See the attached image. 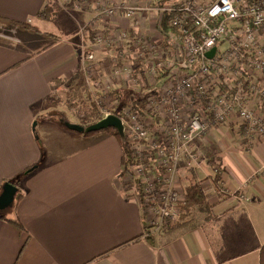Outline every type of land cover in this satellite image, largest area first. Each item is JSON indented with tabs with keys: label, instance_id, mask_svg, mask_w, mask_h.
<instances>
[{
	"label": "crops",
	"instance_id": "crops-1",
	"mask_svg": "<svg viewBox=\"0 0 264 264\" xmlns=\"http://www.w3.org/2000/svg\"><path fill=\"white\" fill-rule=\"evenodd\" d=\"M98 1L78 6L74 0L66 12L57 10L52 21L38 12L47 4L56 8L57 0H0V15L30 22L42 32L22 30L26 40L0 39V190L4 181L38 165L19 186L24 195L9 214L18 216L26 230L19 232L0 218V264H260L264 139L247 148L236 124L228 122L193 143L195 157L183 156L177 181L184 188L201 182L206 201L195 208L192 220L158 229L147 222L138 191L130 184L134 176L122 173L125 153L115 135H85L45 117L54 108L49 101L55 91L68 88L82 64L84 70L78 33L100 13ZM164 2L138 0L150 8L131 19L100 16L95 29L106 35L141 29L167 50L163 15L157 10ZM79 18H85L83 23ZM127 46L132 56V43ZM114 53L108 46L94 49L98 72L92 67L86 84L98 94L97 80L110 78L113 88L107 97L119 105L118 96L133 100L152 82L139 59L133 76H114ZM59 78L63 81L57 82ZM252 105L264 112V97L253 99ZM220 185L233 194L218 193ZM245 186L247 200L238 196Z\"/></svg>",
	"mask_w": 264,
	"mask_h": 264
},
{
	"label": "built area",
	"instance_id": "built-area-1",
	"mask_svg": "<svg viewBox=\"0 0 264 264\" xmlns=\"http://www.w3.org/2000/svg\"><path fill=\"white\" fill-rule=\"evenodd\" d=\"M86 1L75 0L74 4L81 6ZM100 1V13L85 26L89 43L82 45L84 71L89 81L92 67L98 72L94 49L99 46L115 50L111 56L114 76H133L135 59L147 70L152 83L129 99L117 115L133 151L127 170L139 169L142 181L149 180L144 196L137 190L147 222L169 229L180 220L185 204V188L177 181V173L183 156L195 157L193 143L228 122L236 124L247 148L264 139V112L252 105L253 99L264 97V0H165L157 10L163 15L160 26L167 50L158 48L141 29L133 33L114 30L107 35L95 29L100 16L131 19L150 8L138 0ZM129 43L135 49L132 56ZM213 48L215 53L209 57ZM255 76H260L258 81ZM132 82L136 85L137 78L132 77ZM97 83L105 97L113 88L108 77L100 76ZM110 113L115 114L105 111L103 116ZM131 175L134 179L141 176ZM217 191L233 194L225 185ZM245 192L246 186L238 194L243 200L248 199Z\"/></svg>",
	"mask_w": 264,
	"mask_h": 264
},
{
	"label": "trees",
	"instance_id": "trees-1",
	"mask_svg": "<svg viewBox=\"0 0 264 264\" xmlns=\"http://www.w3.org/2000/svg\"><path fill=\"white\" fill-rule=\"evenodd\" d=\"M71 4L73 5V2H71ZM56 14H57V12L54 10L53 6H51L49 4H47L43 9H41L38 12L39 17L49 19L52 21L55 19ZM167 18H169V17L168 16L165 17V21H164L165 24H166ZM1 25H5L8 27H12V28H17L19 30H27V31H30L32 33H39V34L42 33L39 28H37L34 25H31L30 22L12 19V18L2 16V15H0V26ZM82 74H83L82 71H78L67 83V86L71 91V98H70L71 107H74V103L77 99L82 98V96L84 95V89H85V93H86L85 98H86V96L87 97L89 96V93L87 92V89H86V84H85V82L82 81V79H83ZM62 81H63L62 78H59V80H57V82H62ZM123 98H124V96L123 97L118 96V100H120V101L122 100L121 103H119V105H118L119 108H121V109L124 106L128 105V102H129L128 100L126 101V98H124V99ZM89 103H91V105L90 106L86 105L84 107V111L82 112V115H88L89 116L88 122L93 123V122H96L99 119L103 118V115L100 113V111H99L98 107L95 105V103H93L92 100H90ZM121 109H117L115 111V114H118V112ZM45 117L47 119H51V120L56 121L57 123H59L61 126L65 127V128H68L65 124V122L67 120H65L61 115H59V111H57V110H51V111L47 112ZM158 121H159V119L156 118L155 122L157 123ZM102 131H107L108 133H111L118 138V140H119V142H120V144L124 150V153H125L126 169L122 173L128 172L127 166H129L130 163L132 162L133 151L130 147V144H129L127 138H122L120 136L119 132L117 131V129H115V128H108V129H105ZM97 132L98 131H94V132L83 133V134L94 135ZM37 167H38V165H32V166L25 168L24 170L19 172L13 178L4 181L2 186H1L0 194L3 191L4 185L8 182L13 183L14 186L17 187V191H16L15 196H14V201L11 204V206H9L7 208L0 209V218L6 220L8 223L15 226L19 230V232H23L26 230L23 222L21 221V219L18 216H9V214H10L11 210L13 209V207H15L17 205V203L22 199V197L24 195L23 191L20 189L19 186L21 185L23 180H25L30 174H32L37 169ZM185 192H186V200H185V204L181 208V217H182V219H184L181 221H184V222L189 221L186 219L190 215H193L195 208H198V207L204 205V202L206 201V196L203 192V186H202L201 182L191 181L185 187ZM149 227L150 226H147V228H149ZM149 238H150V236H149ZM260 264H264V244L262 245L261 251H260Z\"/></svg>",
	"mask_w": 264,
	"mask_h": 264
},
{
	"label": "rangeland",
	"instance_id": "rangeland-1",
	"mask_svg": "<svg viewBox=\"0 0 264 264\" xmlns=\"http://www.w3.org/2000/svg\"><path fill=\"white\" fill-rule=\"evenodd\" d=\"M57 1H58L59 5H58V3H55V4H56V8H58V9L53 7L54 10L59 11L61 9L60 12H66V9H69V7H70L69 5L74 0H62V3L59 2V0H57ZM80 1H83V0H80ZM62 6L65 7V9L62 8ZM67 6H69V7H67ZM73 12H76V11H73ZM79 20H80V23H83L85 18H81V19L79 18ZM85 31H86V27L79 29V33H78V37H79L78 38V48H79V50L84 49L83 47L81 49L80 44H82L84 46L85 44L88 43V37L85 36ZM6 38H8V39H6ZM26 38H27V34L25 32H23L22 30H19L17 28L8 27L5 25L0 26V39H2V40H15V39L26 40ZM46 42L47 41H44L43 43H46ZM32 45H33V43H32ZM80 70L83 73L82 81L85 82V84H86V75H84L83 64H82ZM86 89H87V92L89 93V96L88 97L86 96V98H85L86 93H85V89H84V95L82 96V98H79L75 101L74 107H71V102H70L71 91L69 88L64 86V87H62V89L60 91H55V96L51 97V101H49V103H51L52 107L54 106V108H52L51 110L59 111V115H61L67 121H70L73 123H78V124L86 126V125L91 124V122H88L89 116L88 115H82V112L84 111V107L86 105L87 106L91 105V103H89L90 100H92L93 103H95V105L98 107V109L102 115L105 111L115 112L117 109H121V108H119V106L116 104L115 101H112L109 96L107 97V95H109V93L106 94V97L102 93L95 94V90L90 91L87 84H86ZM51 110H49V111H51ZM98 132H100V131H98ZM149 169L154 171V173H155V170L153 168H149ZM128 172H129V170H128ZM131 174L141 175V176L137 177L139 180H137V178H135V179L133 178L132 180L130 179V184L136 192H137V190H139L141 195L144 196L146 193L145 186L148 185L149 180L142 181V178L144 175H142V171L139 169H136L135 171L133 170L132 172L128 173V175L132 178ZM150 180H153V178L151 177ZM131 191H132V189H131ZM137 194H138V192H137ZM193 217L194 216L190 215L188 218H190L192 220ZM181 220H184V219H182V217H181L180 220H178L174 223L175 226L184 222ZM186 220H188V219H186Z\"/></svg>",
	"mask_w": 264,
	"mask_h": 264
},
{
	"label": "water",
	"instance_id": "water-1",
	"mask_svg": "<svg viewBox=\"0 0 264 264\" xmlns=\"http://www.w3.org/2000/svg\"><path fill=\"white\" fill-rule=\"evenodd\" d=\"M215 50L216 48L211 49L207 55L211 57L215 53ZM65 124L69 129L79 133H89L94 131H102L108 128H115L122 138H126L123 120L120 116L114 113H110L98 121L86 126L70 121H66ZM16 191L17 187H15L13 183L8 182L4 185L3 191L0 194V209L11 206L14 201Z\"/></svg>",
	"mask_w": 264,
	"mask_h": 264
}]
</instances>
